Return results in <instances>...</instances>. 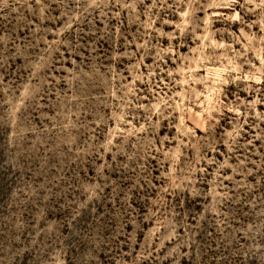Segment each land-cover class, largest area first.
<instances>
[{"label": "rangeland", "instance_id": "obj_1", "mask_svg": "<svg viewBox=\"0 0 264 264\" xmlns=\"http://www.w3.org/2000/svg\"><path fill=\"white\" fill-rule=\"evenodd\" d=\"M0 264H264V0H0Z\"/></svg>", "mask_w": 264, "mask_h": 264}]
</instances>
